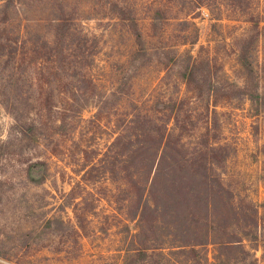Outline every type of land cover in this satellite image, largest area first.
Here are the masks:
<instances>
[{
  "label": "rangeland",
  "instance_id": "374dc122",
  "mask_svg": "<svg viewBox=\"0 0 264 264\" xmlns=\"http://www.w3.org/2000/svg\"><path fill=\"white\" fill-rule=\"evenodd\" d=\"M250 89L264 97V0L0 9V264H264ZM134 112L145 127L115 145Z\"/></svg>",
  "mask_w": 264,
  "mask_h": 264
},
{
  "label": "trees",
  "instance_id": "16d2710c",
  "mask_svg": "<svg viewBox=\"0 0 264 264\" xmlns=\"http://www.w3.org/2000/svg\"><path fill=\"white\" fill-rule=\"evenodd\" d=\"M2 1V5H0V9H2V14L3 16H6V11L9 7L13 6L15 0H0ZM217 20V19H216ZM132 26H134L133 21H131L130 23ZM69 24H65V22L60 23L59 21L56 24V27H58L60 29V32L63 30H69L68 28ZM132 35L134 36V40L136 42V44H140L141 43V37L140 34L137 30H135L134 28H132ZM61 36L60 34H57V39H59V37ZM55 41V42H56ZM143 48H140V50H136L138 52H142ZM239 59L240 60H244L245 61V57L243 54L239 55ZM250 72V71H249ZM184 81L186 84H189V81L191 79V70L189 69V67H185L184 68ZM247 100L250 101V103L256 105V106H262L264 107V97L262 95H259L256 91L250 89V90H244L243 93ZM123 117L120 119V123L118 124L117 130H118V134L116 135V139L114 141L115 145H123V146H128L129 142H130V138L131 136H137L136 134H138V130L143 129L145 126H143L145 124V116H139V115H135V112L133 113V115H122ZM128 116V117H127ZM213 124V123H212ZM211 124V127H214ZM216 124V123H215ZM31 129H28V131ZM164 131H166L165 128H155V129H150V134H154L153 138L157 139L159 138V142L160 144H162V151H165V148L167 147V144L165 143L166 141V137L167 134L169 135V133L167 132L166 135H164ZM133 133H136L135 135ZM163 140V143H161ZM138 148H142V151L144 152L143 147H138ZM80 226V225H79ZM81 228V226H80Z\"/></svg>",
  "mask_w": 264,
  "mask_h": 264
}]
</instances>
